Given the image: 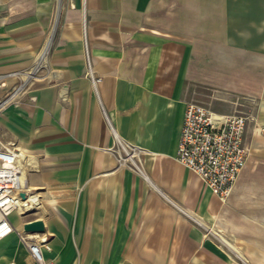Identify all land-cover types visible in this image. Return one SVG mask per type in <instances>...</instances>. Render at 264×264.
Masks as SVG:
<instances>
[{
    "label": "crops",
    "instance_id": "crops-1",
    "mask_svg": "<svg viewBox=\"0 0 264 264\" xmlns=\"http://www.w3.org/2000/svg\"><path fill=\"white\" fill-rule=\"evenodd\" d=\"M0 77V264H38L36 219L58 264H264V0H0ZM191 101L246 115L225 200L176 158Z\"/></svg>",
    "mask_w": 264,
    "mask_h": 264
},
{
    "label": "built area",
    "instance_id": "built-area-1",
    "mask_svg": "<svg viewBox=\"0 0 264 264\" xmlns=\"http://www.w3.org/2000/svg\"><path fill=\"white\" fill-rule=\"evenodd\" d=\"M3 85L0 77V88ZM11 95L12 92L0 97V112ZM245 127L246 115L242 113H219L198 102L186 103L176 158L220 200L229 195L245 162L248 153L244 142ZM16 153L0 142V238L15 230L8 216L22 199L18 193L21 172ZM16 232L38 264H58L54 258L43 257L40 247L46 244L45 238L35 240L27 237L23 230Z\"/></svg>",
    "mask_w": 264,
    "mask_h": 264
},
{
    "label": "water",
    "instance_id": "water-1",
    "mask_svg": "<svg viewBox=\"0 0 264 264\" xmlns=\"http://www.w3.org/2000/svg\"><path fill=\"white\" fill-rule=\"evenodd\" d=\"M19 195L21 198H25L24 193L20 192ZM22 228L27 233H40L44 231V225L40 219L27 221L23 223Z\"/></svg>",
    "mask_w": 264,
    "mask_h": 264
},
{
    "label": "bare ground",
    "instance_id": "bare-ground-1",
    "mask_svg": "<svg viewBox=\"0 0 264 264\" xmlns=\"http://www.w3.org/2000/svg\"><path fill=\"white\" fill-rule=\"evenodd\" d=\"M16 154H17V156H18V153H16ZM37 201H38V200H37ZM37 201H35V202L33 201V202L36 203ZM24 203H25V202L22 200L21 203H20V205H19L18 207H16V208L10 210L9 215L11 214V212H12L13 210H15V209H17V208H19V212H21ZM32 204H33V203H32ZM31 236L35 237V236H37V234L31 235ZM47 246H48V245H47Z\"/></svg>",
    "mask_w": 264,
    "mask_h": 264
},
{
    "label": "rangeland",
    "instance_id": "rangeland-1",
    "mask_svg": "<svg viewBox=\"0 0 264 264\" xmlns=\"http://www.w3.org/2000/svg\"><path fill=\"white\" fill-rule=\"evenodd\" d=\"M204 106H205V105H204ZM206 107H207V106H206ZM207 108H208V107H207ZM208 109H209V108H208ZM210 110H212V109H210ZM213 111H214V110H213ZM215 112H218V111H215ZM232 112L242 113V112H240V111H235V110H234V111H231V112H228V113H232ZM219 113H223V112H219ZM242 114H243V113H242ZM23 201H24V200H23ZM13 212H19V208L13 210ZM13 212H12V213H13ZM21 212H23V210H21ZM21 212H20V213H21Z\"/></svg>",
    "mask_w": 264,
    "mask_h": 264
}]
</instances>
